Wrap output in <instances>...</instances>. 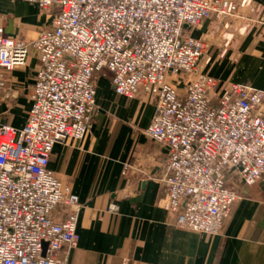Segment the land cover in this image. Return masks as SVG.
<instances>
[{
	"label": "built area",
	"instance_id": "built-area-1",
	"mask_svg": "<svg viewBox=\"0 0 264 264\" xmlns=\"http://www.w3.org/2000/svg\"><path fill=\"white\" fill-rule=\"evenodd\" d=\"M26 1L53 21L31 41L0 28V90L3 72L26 67L31 52L40 61L25 125L0 122V264H68L62 251L78 248L82 205L49 162L56 144L83 141L91 131L96 78L107 73L118 95L155 99L144 133L167 149L175 225L220 235L242 188L264 176V89L206 74L199 64L206 44L185 26L215 18L255 28L264 24V7L252 0ZM59 207L67 211L61 222L53 217Z\"/></svg>",
	"mask_w": 264,
	"mask_h": 264
},
{
	"label": "crops",
	"instance_id": "crops-1",
	"mask_svg": "<svg viewBox=\"0 0 264 264\" xmlns=\"http://www.w3.org/2000/svg\"><path fill=\"white\" fill-rule=\"evenodd\" d=\"M252 2L264 7V0ZM246 12L254 15L250 8ZM52 21L37 4L0 0V28L6 36L31 41ZM242 24L227 27L209 18L186 33L206 44L199 63L206 74L264 89V24L252 29ZM39 66L31 52L26 67L3 72L1 123L25 125ZM96 79L97 114L91 131L83 141L56 144L49 162L82 205L79 246L69 255L62 251L60 258L68 264H264V176L242 188L244 196L220 235L178 228L167 208V149L144 133L155 115V99L118 95L108 73ZM170 79L175 83V77ZM112 204L118 207L114 213L108 211ZM53 217L63 221L66 209L59 207Z\"/></svg>",
	"mask_w": 264,
	"mask_h": 264
},
{
	"label": "water",
	"instance_id": "water-1",
	"mask_svg": "<svg viewBox=\"0 0 264 264\" xmlns=\"http://www.w3.org/2000/svg\"><path fill=\"white\" fill-rule=\"evenodd\" d=\"M185 28H186V29H190V27L187 26V25L185 26ZM47 246H48L47 244H44V255H45V253H46Z\"/></svg>",
	"mask_w": 264,
	"mask_h": 264
}]
</instances>
